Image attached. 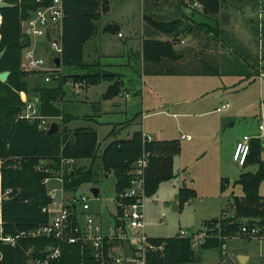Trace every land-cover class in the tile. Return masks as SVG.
<instances>
[{
    "label": "rangeland",
    "instance_id": "1",
    "mask_svg": "<svg viewBox=\"0 0 264 264\" xmlns=\"http://www.w3.org/2000/svg\"><path fill=\"white\" fill-rule=\"evenodd\" d=\"M231 2L228 10L219 14L220 26L224 31L222 40L226 46L207 52L203 58L208 65L204 66L205 69L211 68L218 73H199L194 70L195 61H199L193 52L195 43L202 47L211 45L213 41L212 37L209 38L200 31V26L195 27L190 34L187 30L179 33L177 35L179 38L176 36L173 42L176 49H184V59L179 66L177 65L179 71L149 75L143 62L140 65V62L129 60L126 54L124 58L119 57L113 71L122 75L123 85L119 91L121 94L112 97L102 96L101 99L102 93L107 90L105 81L88 84L89 87L85 89L81 87L86 83L81 79L76 80L82 74L97 71L95 65L100 67L97 62H85L86 67L80 71L61 64L57 65L58 69L55 70L53 80L69 77L63 84L64 95L61 107L69 115L80 118L73 121L72 125L95 128L98 147L93 162L95 182L82 183L73 191L62 189L59 173L65 170L73 171L80 166L88 167L91 160L87 158L77 161L62 160L60 171L49 170L47 188L55 191V198L49 206L52 211L50 216L56 214L58 205L64 197L69 199V197L86 196L89 198L88 209L83 211L82 206L77 204V210L81 214L96 217L102 231L106 233L109 227L113 226V215L116 211L115 178L112 172L98 167L99 155L111 141L130 138L133 132L141 131L155 140L177 139L181 143L179 145L181 154L175 159L173 173L179 172V177H184L186 184L191 183L197 190L194 191L195 195L180 207L177 200H174L178 184L173 174L174 178L162 182L155 194L146 197L145 232L148 238L173 236L181 229L190 234L201 230L206 240L219 236L216 231L218 224L210 223L211 226L204 224L212 219L229 217L233 214L234 209L231 206L233 199L242 195V187L235 182L236 179L241 173H256L259 168L255 162L242 166L238 161L233 160L232 153L237 142L242 141L243 136H247L248 143L257 141L260 144L259 159L264 163V128L258 129V118L264 113V74L257 75L260 70H264V34L262 33L264 15H259V0H231ZM179 10L184 14L189 12L195 14L194 11L182 8L176 0H108V10L102 13L100 18L102 21L105 16L106 20L114 19L117 22L105 25L113 27L108 35L113 36L120 45L123 44L124 38L116 35L120 30L119 25L123 32L135 28L140 33L143 20L146 28L158 33V36L154 35V37L171 42L172 36L153 28L143 18V14L151 19L168 21L181 16ZM198 13L202 14L201 11ZM200 21L210 23L207 19ZM144 39L147 38H142L141 42ZM181 39L186 40L184 44H180ZM47 43L45 39L36 42L45 66L50 65L53 56ZM56 57L58 55L53 59ZM86 59L93 61L91 58L86 57ZM20 68L27 72L30 89L45 84L40 72L24 68L22 56ZM73 80L81 82V85ZM75 82L79 85L76 86ZM52 83L49 81L47 85ZM146 87L152 89L153 93L146 90L141 94L140 90H145ZM225 89L227 92H223ZM189 92L192 93L188 95ZM23 93L25 92L19 93L21 100L24 98ZM35 95L34 92L25 93L27 99H33ZM202 95L204 96L200 99ZM113 97H115V106H112V99L107 102ZM186 97L198 98L191 109L183 110L180 106H175V100ZM224 101L229 102V108L226 111L215 112V107ZM99 102L100 104H95ZM94 105H99L101 114L98 115L99 112L97 113ZM20 112L17 114L18 118ZM176 112L180 114L173 115ZM142 114L146 116L143 117ZM89 116L90 119L87 118ZM52 122H56L59 129L74 128V126H62L61 117L48 119L47 128ZM111 130L112 133L109 135ZM182 134L190 135L191 138L182 139L180 138ZM92 187L99 188L98 197L92 195L90 191ZM258 191L264 197V179L260 182ZM3 195L6 196L7 193H1V197ZM161 213H164V217L160 223ZM90 215L88 217H91ZM81 219L85 220L84 216ZM242 222L243 225L249 224L250 219L243 218ZM123 229L131 237L127 241L117 239V243L112 248V253L119 258L116 264L135 261L134 257L138 256L139 252V247L132 238L136 235L124 227ZM201 247L200 244L195 245V261L184 264H219L222 257L225 258L222 264L227 263V257L237 263L236 253L245 255L249 260L248 264H264V236L255 235L247 238L237 234L225 238L222 248L202 249ZM135 249L136 252H133ZM224 250H227V255ZM44 258L46 261L49 260L47 255H44ZM246 263L247 261H244V264ZM27 264H33V258ZM135 264L142 262L136 260Z\"/></svg>",
    "mask_w": 264,
    "mask_h": 264
},
{
    "label": "trees",
    "instance_id": "2",
    "mask_svg": "<svg viewBox=\"0 0 264 264\" xmlns=\"http://www.w3.org/2000/svg\"><path fill=\"white\" fill-rule=\"evenodd\" d=\"M8 1L15 5L0 9V51L5 50L0 59V72L9 71L7 80L0 81V192H10L0 197V264H27L32 258L44 259L47 247L59 245L52 235L35 236L31 233L50 219L49 212L43 210L52 202L45 183V179L50 178L47 177L49 170L60 171L62 160L77 161L87 158L91 160L88 167L80 166L73 171L59 173L61 186L65 191H73L82 183L95 182L93 162L98 141L93 127H63L56 133L47 134L46 129L39 128L38 119L29 121L17 117L24 106L19 95L23 91L36 94L29 100L35 103L41 116L61 117L62 126H67L73 120L59 105L64 95L63 84L69 79L68 76L58 80H53L52 77L50 82L53 83L47 85L49 81H44L41 75L45 84L30 89L27 72L20 68L23 46L29 42L21 32L20 22L40 3L37 0ZM199 1L203 5L201 12L213 18L224 0ZM177 4L182 5L178 1ZM63 5L65 15L62 20L60 64L82 69L86 67L83 59L84 46L97 33L101 14L108 10V0H63ZM143 18L157 31L172 36L171 42L154 38L143 40L141 58L145 69L149 64L160 66L162 60H179L182 54L174 48L173 42L179 33L185 32L184 29H192L184 21V14L168 21L151 19L144 14ZM199 26H205L206 31L219 34L217 25L212 27L206 23L196 24V28ZM112 28L105 25L102 31L112 32ZM262 33L264 34V28ZM95 66L97 71L82 74L76 80L81 79L86 84L101 80L112 81L103 96L107 98L118 94L122 86L121 75ZM142 133L135 131L130 138L111 141L99 155L98 167L112 172L115 178V199L130 186L131 165L143 150L149 152L148 165L144 171L146 197L155 194L162 182L173 177V158L179 153L177 141L143 140ZM259 149L257 141L249 143L242 166L255 162L259 166L258 171L241 173L236 179L235 182L242 187V195L233 199L231 206L234 212L229 217L212 219L204 224H218L216 231L219 236L208 240L205 237L206 242L204 240L200 243L202 249L222 248L225 238L232 235L250 238L242 232V226L247 229L256 228L257 235L264 236V197L258 191L259 184L264 179V163L259 159ZM194 195L193 189L180 187L178 205L181 207ZM122 216L121 207L116 205L113 215L115 229L125 227ZM243 218H249L250 223L243 225ZM195 232L199 233L201 230ZM6 237L14 238V245L5 241ZM117 239L109 241L106 238L100 252L94 251L89 243L60 244V255L47 264H116L112 248ZM149 244L151 247L140 252V255H135L134 259L142 261V264H184L195 261L194 246L188 236L177 233L167 237H149ZM224 260L222 257L219 264Z\"/></svg>",
    "mask_w": 264,
    "mask_h": 264
},
{
    "label": "built area",
    "instance_id": "3",
    "mask_svg": "<svg viewBox=\"0 0 264 264\" xmlns=\"http://www.w3.org/2000/svg\"><path fill=\"white\" fill-rule=\"evenodd\" d=\"M40 5L34 10L29 12L25 18L21 19L20 27L21 32L28 39V43L23 46L22 58L23 65L26 70L40 72L43 76L44 81H51L55 70L58 69L54 62L55 55L60 56L62 52L61 34H62V20L65 15L63 0H37ZM180 2L182 7L189 9L202 10L203 5L199 0H176ZM10 3L8 0H0V3ZM260 2V13L264 15V0ZM13 4V3H10ZM15 5V4H13ZM1 21V15H0ZM120 35V33H118ZM39 39L47 40L48 48L53 56L50 59V65L45 66L44 58L39 54L36 47V42ZM183 42V40L181 41ZM54 68V69H53ZM79 83V82H78ZM81 85V82L79 83ZM79 84L76 83V86ZM22 101L24 106L19 114V118L26 120H39V128L47 129L48 119L52 117L41 116L34 102L25 97ZM228 106V103L221 105L219 109H223ZM258 129L263 130L264 128V113L258 118ZM143 140H150V137L146 133H142ZM247 136H243L242 141L236 144L234 159L242 164L244 158L249 150V143L247 142ZM149 152L143 150L141 155L132 163L129 171L131 175L130 186L118 194V198L115 199L116 205L120 206L123 211L122 219L124 221L125 229L132 232L133 241L139 247L138 255L143 252L146 247H151L149 244V238L145 232L146 228V212H145V185H144V171L148 165ZM49 178L45 179V183H48ZM7 194L9 190L5 191ZM49 195L52 201L55 198V191L49 190ZM1 197V192H0ZM88 200L86 196L79 198H63L58 205V210L55 215L50 216L47 223L38 226L31 233L35 236H54L59 245L53 247H47L45 249L48 259H54L60 255V244H74V243H89L96 252L102 250L103 241L107 238L111 241L113 238H121L128 240L131 236L121 227L114 228L109 227V230L104 233L98 219L93 218L90 214H81L77 209V204L82 206V210L88 209ZM48 207L43 210L52 212ZM80 213V214H79ZM91 217H88V216ZM84 216L85 220L81 217ZM164 213H161L160 223L163 221ZM75 218V220H74ZM127 230V231H128ZM242 232L250 237L257 235L258 230L256 228L247 229L246 226H242ZM119 231V232H118ZM181 236H188L191 239L192 245H198L204 241L203 231L196 233H188L181 229L179 231ZM4 240L14 245V238H4ZM129 242L132 243L130 240ZM224 247V245L222 246ZM109 255L112 256L110 253ZM115 263L118 262L119 258L113 255ZM45 259V258H44ZM44 259H33V264H47L49 260ZM136 261V260H135ZM142 261H140L141 263Z\"/></svg>",
    "mask_w": 264,
    "mask_h": 264
},
{
    "label": "crops",
    "instance_id": "4",
    "mask_svg": "<svg viewBox=\"0 0 264 264\" xmlns=\"http://www.w3.org/2000/svg\"><path fill=\"white\" fill-rule=\"evenodd\" d=\"M232 4L231 0H224L219 8H218V11L217 13L213 16V18H210L208 17L207 15L205 14H201V13H198V11H201V10H196V9H189V11H194V15H192L190 12L188 14H184L182 13V11H178L179 13H181L182 15L184 14V21L187 23V24H190L192 27V29H184L185 31L187 30V33L190 34L192 33L194 30H195V24H201V23H206L208 24V26H216L219 28V34L216 35L215 33H213L212 31H206V28L205 26H200L201 27V30L203 34H205V36L207 37H212L213 41L211 43V45H208V46H198L196 45L195 43V49H193V52H194V55H195V58L199 61H195L194 63V70L197 71V72H203V73H218L216 70L213 71V69L209 68V69H205L204 66H208L206 65L207 63L205 62V60L203 59L205 54L207 52H210L211 50H215L217 49L218 47H222L223 46H226V44L224 43V41L222 40V37H223V34H224V31L223 29L221 28L220 26V13L222 12H225L226 10H228V7ZM183 8V7H182ZM105 15V14H104ZM103 15V16H104ZM199 17V19H198ZM207 19V20H210V23L209 22H205V21H200L201 19ZM104 19V21H103ZM102 21H101V18L100 20L98 21V31L97 33L92 37L90 38L85 46H84V50H83V59H84V62H97L101 68L103 69H107L109 71H112V72H115L113 71V68L114 66L117 65V59L119 57H125L124 55L126 54L127 58L129 60H132L134 62H140V65H142V58H141V48H142V42H141V39L142 38H154V39H157L156 37L158 36V33H154L151 29H148L144 26V20H143V23H142V30L141 32L139 33V31H137L135 28H132V30H128L126 32H123L122 28H121V25H119V31L118 33H120V35H118V33H116V35L119 37V38H124V41H123V44L120 45V43L117 42V40L113 37V36H109L108 32L106 31H103L102 32V28L105 26V24L107 23H115L116 21H114V19H108L106 20L105 16L103 17ZM262 22V20H261ZM117 23V22H116ZM119 24V23H118ZM203 29V30H202ZM199 31V30H198ZM154 35H157L156 37H154ZM178 37V36H177ZM179 38V37H178ZM183 40V42H181ZM211 40V39H209ZM140 41V43H139ZM186 41V40H185ZM184 39H181L179 42L180 44H184L185 43ZM131 43V44H130ZM175 48V47H174ZM176 49V48H175ZM177 51H179L181 54H182V57L179 59V60H176V61H166V60H162L161 63H160V66L159 65H152V64H149V66L146 68L147 70V73H149V75H163V74H168V73H172V72H175V71H179V67H177V65L179 66L180 65V62L184 59V49L182 50H179V49H176ZM140 52V53H139ZM87 58H91L93 61H87ZM86 60V61H85ZM203 62V63H201ZM206 63V64H205ZM143 66H144V63H143ZM75 69V68H73ZM77 70H81V69H78ZM115 73H119V72H115ZM187 73V72H186ZM145 74V73H143ZM264 74V70H260V73H258L257 75H263ZM121 75V74H120ZM121 78H122V75H121ZM75 81V80H73ZM106 82L107 83V88L109 87V85L112 84V81H107V80H101L99 81L100 82ZM79 82V81H78ZM76 83V82H75ZM96 84V83H95ZM94 84V85H95ZM122 85H123V79H122ZM85 87V89H87L89 87L88 84L82 86L81 88ZM147 89L145 90H140L141 94H143L144 91L148 90L149 92H152V89L146 87ZM79 89V88H78ZM121 89V88H120ZM106 91H104L101 95V99H102V96L103 94L105 93ZM223 92H227V89L223 90ZM192 92H189V94H191ZM121 94V92L119 93ZM204 95L200 96V99L203 98ZM112 99V100H111ZM198 99V98H197ZM197 99H189V98H181V99H177L175 100V106H180L183 110H187V109H191L192 108V104L194 102H197ZM112 101V106H115V97L113 98H110L107 100V102L109 101ZM62 101L63 99L60 101L59 105L60 107L62 106ZM101 102V101H100ZM99 103H95V104H100ZM228 103V106H226L225 108H221L218 110V108L221 107V105L223 104H226ZM197 104V103H196ZM230 104L229 102L227 101H224L222 102L220 105L216 106L214 111L215 112H222V111H226L228 108H229ZM95 110H97V113L98 115L101 114V110L99 107V105H94ZM62 108V107H61ZM179 115L180 113L176 112L174 113L173 115ZM200 114V113H199ZM97 114H95L96 116ZM143 117L146 116L145 114H142ZM73 117V120L70 121L67 125L68 126H74V127H77L74 125H72L71 123H73V121H76L79 120L80 118L79 117H75L73 115H71ZM91 116L87 117L88 119H90ZM113 130V129H112ZM112 130L109 132V135L112 133ZM148 135V134H147ZM182 139H190V135H184L182 134L181 137ZM151 140H155V139H152L150 137ZM165 140H168V139H165ZM169 140H173V139H169ZM177 141L178 143V146L181 144L177 139H174ZM157 141V140H155ZM161 141V140H159ZM239 142V141H238ZM237 142V143H238ZM179 149H180V146H179ZM180 151V150H179ZM234 153H235V150L233 151L232 153V158L233 160L234 159ZM181 154L178 153L174 156L173 158V168L175 166V159L177 158V156H179ZM85 160V159H84ZM83 160H80V162H82ZM236 161V160H235ZM239 164V163H238ZM239 165H242V164H239ZM175 177V178H174ZM174 180H176L178 186V191L177 193L174 195V200L176 199L177 202H178V195H179V189L180 187L182 186H185L186 188L188 189H193L194 191H197L196 189L193 188L192 184L190 183L189 185L186 184V179H184V177H179V172H177V174L175 173L174 174ZM171 180V179H170ZM226 255H227V250H224L223 251ZM240 255L242 256H245L243 255L242 253H236L235 256L239 257ZM246 257V256H245ZM228 260H226L227 262H232L233 264H239L238 260L236 259L237 263L234 261V260H231L230 258L227 257ZM247 261L246 264H248V258L246 257L245 259V262Z\"/></svg>",
    "mask_w": 264,
    "mask_h": 264
},
{
    "label": "water",
    "instance_id": "5",
    "mask_svg": "<svg viewBox=\"0 0 264 264\" xmlns=\"http://www.w3.org/2000/svg\"><path fill=\"white\" fill-rule=\"evenodd\" d=\"M13 6L14 5L13 4H10V3H4V2H1L0 3V9L1 8H12ZM4 52H5L4 49L2 51H0V59L3 56ZM54 62H55L56 65H59L60 64V58L59 57H56L54 59ZM8 75H9V71H7V70L0 72V81L1 82H5L7 80ZM58 131H59V125L56 122H52L50 124V126L46 129V133L47 134H53V133H56ZM226 183L227 182H225V184ZM90 191H91V193H92V195L94 197H98V194H99V188L98 187H92L90 189ZM245 259H246L245 256L240 255L238 257L239 264H244ZM128 264H135V261H129Z\"/></svg>",
    "mask_w": 264,
    "mask_h": 264
}]
</instances>
